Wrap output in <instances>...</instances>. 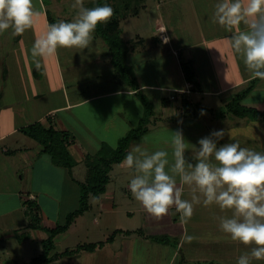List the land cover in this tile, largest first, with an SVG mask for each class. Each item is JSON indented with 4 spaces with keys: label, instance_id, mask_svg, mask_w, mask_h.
I'll list each match as a JSON object with an SVG mask.
<instances>
[{
    "label": "crops",
    "instance_id": "obj_1",
    "mask_svg": "<svg viewBox=\"0 0 264 264\" xmlns=\"http://www.w3.org/2000/svg\"><path fill=\"white\" fill-rule=\"evenodd\" d=\"M51 1L55 2L46 5L43 0H39V5L35 4V11L39 12L40 15L35 17L34 25L31 28L36 34L39 33V30L43 31L45 28L48 29V26L55 23L59 18H63V20L61 19L59 21L65 22H69L72 18V15L69 14L70 12L68 13L67 10L62 11L59 9V0ZM189 1L191 2V0ZM211 1L210 10H213L219 0ZM55 12L58 14L56 15ZM77 12L78 11H76V13ZM240 29L245 30L247 28L242 23ZM219 33H221V30ZM96 38L98 37L93 34V40L91 43L99 45L97 46V52L107 54L105 49H108V45H106L107 43H99ZM21 39V35L14 37L15 42L20 43ZM173 41L179 43L180 48L183 50H187L178 53L177 50L174 49L173 54L176 55V57H174L168 49L166 50L159 45H151L147 49H141L130 53L126 59L127 63L134 67L140 83V89L150 97V100L154 103V114L151 117L147 132L132 140L128 152H130L137 144L146 149L149 154L160 150L167 151L169 154L168 159L171 164L174 162L170 139L171 132H174L177 129H182L185 140L190 144L185 152L186 160L195 164L196 161L193 157L195 156L196 149L199 147L197 141L203 137H210L213 130L223 129L226 134L222 140L218 141V146L226 143L238 142L241 147L264 153L261 148V145L264 146V139L262 138L263 134L260 125H258L260 121L258 122L256 120H250L235 115L216 116L208 110L203 111V115L201 112L198 115L189 114L181 107V99L183 96L187 98L189 105L197 103L200 106H205L214 110L215 105L204 104V102L202 103L200 101L202 99L203 101L206 100L205 95L218 96L221 98L222 102L225 104L227 103L226 101L230 99L234 90L238 89L241 85H244L251 77L241 76L239 74L241 71V62L238 61L235 56L236 51L231 48V45H217V39L208 42L198 41L194 43L187 41L182 43L180 38L173 37ZM194 45L204 46L205 50L196 52V55L194 51H192ZM55 56L57 57V63H60L61 60L58 59V52H56ZM155 57L162 60L163 69L161 70V73H168L169 78L167 80L160 75L158 71L153 69L154 67H149L150 64L156 60ZM183 58L186 60L191 59L194 66L196 64L204 66L207 69L206 72H209L214 76V81L217 82L218 87L206 88L201 93L203 96L197 94V88L201 86V82H199L198 86L188 88L187 84L191 82H189L184 75L181 64ZM108 60L110 61L109 64L113 70L112 79L115 86H112L109 90H105L102 89V85L99 84L95 85V89L92 90V85L87 81L84 85L82 83V86L80 85V87H78L79 82L76 81V77L69 79L71 83L64 86L66 82L64 83L61 76V86L64 91L60 94L61 99H59V102L57 91L50 90L52 91L50 93L43 92L45 90L43 84L46 77H48L40 71V69H44L43 66L37 68L36 64H34L35 62L28 64V61L25 64L24 69L19 72L26 74V82L29 80L30 84L34 85L35 90L30 91V93L24 97L27 101L33 100V102H38L43 97L49 96L50 101H52L53 104H47L48 106L45 108L42 107L40 110L29 109L26 112L23 111L22 108H19V112H13L14 114L6 112L8 111L6 109L10 110L12 108L10 103L4 105V110L2 109V111L0 109V139H5L9 136L13 138L16 132H21V127L35 121H42L45 125L53 124L57 129L66 130L69 133V143L71 144L72 142V147L76 144V139L81 137L79 138L82 141L81 146H77L78 149L76 150L79 157L77 160H82V158L86 157V154H96L104 142H107L113 147L114 145L117 146L119 138L140 122L144 115V104L134 89L120 83V81L116 79L115 69L111 62L110 55ZM172 71L178 72V74L172 75ZM100 76V74H97L96 78L100 79ZM177 76L178 78L176 79ZM186 89L190 90L186 91ZM172 91H178L181 94H175ZM194 93L197 96H202H198L201 99L195 100L192 98L191 96ZM41 103L42 101H39L34 105L39 106ZM210 104H213V102L211 101ZM248 105L264 108V102L250 103ZM6 113L11 117H14L15 121L7 117L5 115ZM60 113H64L63 115L66 116V118L60 116ZM25 114H30L32 120L27 122L25 119L26 117L24 116ZM1 115L4 117L2 116L3 118H1ZM76 126L79 128L77 129ZM228 133L232 134L231 137ZM145 137H147L146 142ZM29 138L32 140L31 137ZM31 140L27 139V136L25 139L15 137L14 143H19L20 148L12 146V149L11 147L6 146L3 150L5 153H13V151L16 150H22V145H25L23 148L25 151L22 153V158L26 164L30 165L31 161L42 160L43 154H45L42 152V146L37 141V145H35V143L34 146H32L33 143H31ZM139 158L142 159V157ZM123 160L118 162L119 171L117 175L119 180L123 177L125 178L124 182L127 183L128 187L127 194L131 195V198L129 199V202L131 203H129V205L131 206H126L125 210L126 215L131 219L130 223L132 224L130 227L118 226L114 231H117L118 229H120V231L115 234L112 242H106L104 240L103 242L105 243L103 246H98L93 251L85 250L95 254L94 256L97 260V263L95 264H110V261L114 264H129L128 258L130 257L133 259V256L135 255L133 245L138 239H141L142 242L147 243L148 245H163L165 248H171L173 250L171 260L174 257L176 259L178 256L182 255L183 260L180 261L181 263L183 261H192V263L189 262L188 264H236L238 257L242 254L234 255V252L231 255H226L223 254V251H225L227 244L229 247L228 252L235 251L237 247L233 243H238L239 245H241V243L232 241L230 236L223 233L219 228L220 220L222 218H231L233 210H221L215 204L205 207L201 203L194 205L193 215L190 218H187L186 221L181 219V213H179L175 207L171 208L167 215L161 218H156L149 214L142 204L132 196L129 184L136 173L134 169L124 167L122 165ZM212 162L215 163L214 160ZM95 163V160L91 161V166ZM176 179L177 183H179L178 176ZM48 183H50V181ZM8 193L19 196L20 201L18 200V204H15V207L9 209L6 214L13 213L15 210L20 212L23 211L25 214V216L23 215L24 225H17L11 228L12 233L15 235L17 234L16 231L30 227L31 217L30 214L26 212L28 211V201L32 199L37 200V198L34 192H24V190H20V188ZM0 194L5 193L0 191ZM104 194L109 195V197H107L108 202H115L117 192L115 190H109L108 184ZM193 194L194 186H184L182 199L191 200ZM39 202L40 210L38 211L40 214L43 207L41 208L42 202ZM103 206L106 210L112 209L113 207L110 203ZM3 216L4 215L1 214L0 218ZM30 228L35 229L33 227ZM68 232L69 229L64 233L69 234ZM60 234L55 237V240ZM118 234L122 237V240L125 241V243L120 242V240L116 238V235ZM162 235L169 237L170 241L163 243L151 238V236ZM117 243H119L118 248L114 247ZM247 247L250 248L251 246ZM103 248L110 249L106 252H101V249ZM160 251L162 253L164 251L168 252L167 249H160ZM163 255L166 256L165 253H163ZM122 259H125V262L122 261ZM252 264H264V261L252 262Z\"/></svg>",
    "mask_w": 264,
    "mask_h": 264
},
{
    "label": "rangeland",
    "instance_id": "obj_2",
    "mask_svg": "<svg viewBox=\"0 0 264 264\" xmlns=\"http://www.w3.org/2000/svg\"><path fill=\"white\" fill-rule=\"evenodd\" d=\"M43 1L46 5L55 2L51 0ZM86 1L87 0H83V5L88 8L85 6ZM118 1H120L119 6L123 9L122 12L124 13L126 5L124 4L125 0ZM131 1L132 3L130 2L127 4L130 11L127 12L121 22V25L123 26V37L125 39L141 35L142 37L149 39V44L152 43L153 45H159L166 50L168 49L172 54L174 49L177 50L178 53L187 50L180 48V44L174 42L173 37L180 38L182 43L187 41L194 43L198 41L208 42L217 39L218 44H215L219 46L220 44H226V46L231 45V36L233 33L227 32L218 23L212 22L215 8L210 10L211 0H191V2L189 0H144L141 4L139 3L140 1L137 0ZM32 3L35 10V6L39 5V0H32ZM74 3L75 0H59L58 2L60 10H67V12H70L69 14L72 15L69 22H72L78 13H76L78 9H74L72 7ZM136 8L139 10L138 14L133 12ZM57 14L58 13H56V15ZM61 19L63 20V18H59L55 23L59 22ZM162 26H165L168 36V41L166 43L164 42L159 30ZM220 30L221 33H219ZM46 31L47 29L45 28L43 31L39 30V33L36 34L32 31V28H29L21 34L22 39L20 40V43L14 41V37L18 35H13V30L11 28L6 30L3 34H0L1 110H4L3 106L8 103L11 104L10 106L12 108L10 110L6 109L8 110L6 112L12 114H14L13 112H19V108H22V110L26 112L29 109L40 110L42 107L45 108L48 106L47 104H53V102L50 101L49 96H45L39 100L40 102L42 101L39 106L34 105L39 101H27L24 97L29 94L30 91H34L35 87L30 84L29 80L26 82V74L23 72L20 73L19 71L24 69V66L28 61V64L34 63V59L39 60L40 65L43 66L44 69H40L41 73L48 76L43 84V88H45L43 92L50 93L52 91H57V96H59L58 102L59 99H61L60 94L64 91L61 86V76L64 83L66 82L64 86L70 84L71 82L69 79L75 77L76 81L79 82L78 87H80V85L82 86V83L84 85L87 81L92 85V90L95 89V85L99 84L102 85V89L105 90H109L112 86H115L112 79L113 70L109 64L110 61L108 60L109 55L111 57V54L108 53L107 48H105L107 54H101V52L98 53V44L95 45L91 43L92 45H89L88 48L83 50L75 47H58L57 52L58 59L61 60L60 63H57V57L55 55L43 58L37 56L33 58L31 55L32 46L35 40ZM154 36H157L158 38L152 40ZM96 39L99 43H107L101 37ZM201 50H205L204 46L194 45V47H192V51H194L196 55V52ZM235 56L238 61L241 62V71L239 74L241 76H251L244 64L243 51L241 50V52H236ZM174 57H176V55H174ZM155 58L156 60L150 64L149 67H154L153 69L158 71L159 74L167 80L169 78L168 73H161V70L163 69L162 60L157 57ZM183 60L186 59L183 58ZM194 69L197 76L196 80L201 82V86L197 88V94L202 95V91L206 88L218 87L217 82L214 81V76L209 72L207 73V69L204 66L196 64ZM171 73L172 75L178 74V72L174 71ZM97 74L101 75L100 79L96 78ZM177 78L178 76L176 79ZM251 79L252 78L250 77L244 85H241L238 89L234 90L230 99L236 92L247 87L250 84L249 82ZM172 92L179 95L181 94L178 91ZM196 96L197 95L194 93L191 97L197 100L201 99L199 97H202L203 95H198L199 97ZM205 97L206 100L203 101L202 99L200 101L202 103L204 102V104L215 105V110H220L225 104L218 96L205 95ZM211 101L213 104H210ZM258 102H264V80L260 79L252 92L243 99L242 104L250 106L248 104ZM63 114L64 113H60V116L66 118ZM5 115L15 121L14 117H11L7 113ZM2 116L3 115H1V118L4 117ZM24 116L26 117L25 119L27 122L32 120V116L30 114H25ZM259 123L258 125H260V129L263 134L261 135L264 139V121H260ZM76 128L78 129L79 127L76 126ZM26 136L27 139L31 140L29 138L30 136L28 137V135L22 131L18 133L16 132L13 138L9 136L5 139H0V191L5 193L0 194V215H4L0 218V264H31L33 259L44 251L43 241L49 237L48 228L55 227L58 223H64L67 215L73 209L78 207L81 191L80 182H86L89 180L92 175V171H90V168L92 167L91 161H96L98 158L95 153H91L85 158H82V160H77L79 157L76 150L78 149L77 146H81L82 141L79 139L81 137L76 139L77 142L73 145V147L71 146L72 142L71 144L66 142V145L63 146L65 153H63V151L61 152V158L65 160L69 159L67 160L69 161L68 166L55 164L51 155L47 153L43 154L42 160H36L34 162L31 161L30 165L26 164L22 158V153L25 151V149H23L25 145H22V150L17 151L14 149L17 152H4L3 148L6 146L11 147L12 149L13 147L20 148L19 143H14V138L21 137L25 139ZM31 141V143H33L32 146H34L35 143V145H37L35 139L33 140L32 138ZM261 148L264 151L263 145H261ZM118 169V163L114 164V168L110 172L111 180L108 183V189H111L112 191L115 190L117 192V198L114 202L115 204L107 201V197H109L107 194L103 193L98 196L94 194L90 195L89 202L91 207L89 210H86L84 214L80 215L76 221L70 225L69 234L62 232L55 240V248L50 251V256H54L56 253L59 255L50 263L39 262V264H95L97 263L94 256L95 254L80 249L78 245L104 240L107 242V238L111 236L113 231L118 226H131V219L126 215L125 210L126 206H131L129 205L131 195L127 194L128 187L127 183L124 182L125 178L123 177L120 180L118 179ZM49 181L50 183H48ZM18 188H20V190L23 189L24 192H34L37 201H40L39 203L42 202L41 208L43 207L41 209L42 212H40L39 215H36L35 229L30 227H26L25 229L22 228L21 230L16 231L17 234L15 235H19V237L12 233L11 228L17 225H24L23 218L25 214L23 211L20 212L18 210H15L13 213L6 214L9 209L14 208L15 204H18V200L20 201L19 196L8 192L15 191ZM108 203H110L113 207L112 209L106 210L103 205ZM26 212H28V214L30 213V211ZM116 238L120 240V242L125 243L119 234L116 235ZM233 244L237 247V249L235 251L228 252L229 247L227 244L223 254L231 255L234 252V255L243 254L245 252H250L251 247H254V245H251V247L248 248L243 244ZM118 245L119 243H117L114 247L118 248ZM133 247L135 255L133 256V259L130 257L128 258L129 264L192 263V261H183L184 263H181L180 261L183 260L182 255L178 256L176 259L174 257L171 260V254L173 253L171 248H165L163 245H148L147 243L142 242L141 239L136 240ZM109 249L110 248H103L101 249V252H106ZM160 249H167L169 254L164 251L163 253L166 254V256H164ZM122 261L125 262V259H122ZM253 262L260 261L253 260ZM110 264L114 263L110 261Z\"/></svg>",
    "mask_w": 264,
    "mask_h": 264
},
{
    "label": "clouds",
    "instance_id": "obj_3",
    "mask_svg": "<svg viewBox=\"0 0 264 264\" xmlns=\"http://www.w3.org/2000/svg\"><path fill=\"white\" fill-rule=\"evenodd\" d=\"M72 7L78 9L75 19L50 24L35 40L33 58L53 56L58 47L88 48L97 26L107 24L114 14L107 4L86 8L83 0H75ZM39 15L32 0H0V34L11 28L13 35H21L33 27ZM212 22L233 33L231 47L236 52L243 51L251 78L264 80V0H219ZM242 23L247 30L240 29ZM34 62L37 68L41 66L39 60ZM225 134L223 129L213 130L210 137L200 138L193 157L195 164L186 160L190 144L182 129L171 132V164L167 151L149 154L141 145H135L122 162L136 173L129 188L135 200L156 218L175 207L186 221L193 215L194 205L201 203L233 210L231 218L220 220V230L234 242L254 245L250 252L238 257L236 264L264 261V153L241 147L238 142L218 146ZM184 186H194L191 200L182 199Z\"/></svg>",
    "mask_w": 264,
    "mask_h": 264
},
{
    "label": "trees",
    "instance_id": "obj_4",
    "mask_svg": "<svg viewBox=\"0 0 264 264\" xmlns=\"http://www.w3.org/2000/svg\"><path fill=\"white\" fill-rule=\"evenodd\" d=\"M140 1L141 4L144 0ZM120 1L118 0H87L85 6L88 8H94L98 6H103L105 4L111 6L114 10V14L111 17L110 21L107 24H99L94 32L97 37H101L107 42L109 53L111 54V62L115 69L116 79L120 83L130 86L136 91V94L142 100L144 104V115L141 118L138 125L129 129L123 136L119 138L117 146L113 147L107 142H104L99 150L96 152L98 157L96 163L90 168L92 175L89 180L86 182H80L81 191L79 198V205L77 208L73 209L66 217L64 223H58L55 227L48 228L49 237L44 239V251L37 257L33 259L31 264H39V262L50 263L53 261L59 254L56 253L54 256H50V251L55 248V237L65 232L69 229L70 225L86 210H89L91 207L89 198L90 195H100L106 191L107 184L110 181V172L115 163L121 162L126 155L130 144L133 139L136 137L142 136L147 132L148 126L151 122V117L154 114V103L150 98L140 89V83L136 76L134 67L127 63L126 59L130 53L146 49L149 46V39L142 37L141 35H136L135 37L125 39L122 35L123 27L121 25L122 19L126 16L127 12L130 11L127 6L128 3H132L131 0H125L124 4L125 9L124 13L122 8L119 6ZM145 6V5H144ZM143 6V7H144ZM139 8V7H138ZM136 14L139 13V10L136 8ZM134 15V14H133ZM157 36L152 38L156 39ZM182 69L186 79L192 83L193 86H198L199 82L196 80V72L194 65L191 59L181 60ZM257 79H251L250 84L234 94V96L221 108L220 110H214L207 108L205 106H200L199 104H190L187 101L186 97L181 99L182 109L189 114H199L203 111H210L214 115L226 116V115H235L239 117H245L250 120L264 121V108H258L253 106H246L242 104L244 98H246L252 90L256 87ZM21 131L31 138L35 139L41 146L42 152L51 155L53 162L57 165H67L69 159H62L61 152L65 153L63 146L66 145V142H69L70 136L66 130L57 129L53 124L45 125L42 121H35L31 124H28L24 127H21ZM89 154H86L88 156ZM76 161V160H75ZM40 206L38 201L35 199L28 201V211H30L31 222L30 227L35 228V218L36 215H39ZM34 216H33V215ZM120 229L114 231L107 241L112 242L114 240L115 234L119 232ZM19 237V235H18ZM152 239L158 242H169L170 238L162 236H151ZM105 242H89L85 244H79V248L82 250L93 251L98 246H103Z\"/></svg>",
    "mask_w": 264,
    "mask_h": 264
},
{
    "label": "built area",
    "instance_id": "obj_5",
    "mask_svg": "<svg viewBox=\"0 0 264 264\" xmlns=\"http://www.w3.org/2000/svg\"><path fill=\"white\" fill-rule=\"evenodd\" d=\"M159 30H160L161 36L164 39V42H167L168 41V36H167V32H166L165 26L160 27ZM187 86H188V88H190V87H192V84L191 83H188ZM189 90L190 89H186V91H189Z\"/></svg>",
    "mask_w": 264,
    "mask_h": 264
}]
</instances>
